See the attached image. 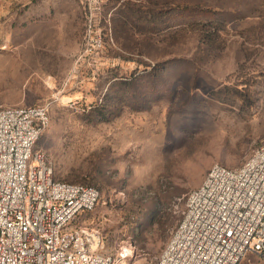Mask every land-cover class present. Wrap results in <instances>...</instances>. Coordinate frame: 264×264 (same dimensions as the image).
Returning a JSON list of instances; mask_svg holds the SVG:
<instances>
[{
  "label": "rangeland",
  "instance_id": "1",
  "mask_svg": "<svg viewBox=\"0 0 264 264\" xmlns=\"http://www.w3.org/2000/svg\"><path fill=\"white\" fill-rule=\"evenodd\" d=\"M45 102L35 148L100 190L73 225L152 263L212 164L264 140V0H0V107Z\"/></svg>",
  "mask_w": 264,
  "mask_h": 264
},
{
  "label": "built area",
  "instance_id": "2",
  "mask_svg": "<svg viewBox=\"0 0 264 264\" xmlns=\"http://www.w3.org/2000/svg\"><path fill=\"white\" fill-rule=\"evenodd\" d=\"M50 103L0 107V264H129L132 244L110 254L97 228L73 225L99 188L56 178L35 148ZM149 264H264V140L239 166L212 164Z\"/></svg>",
  "mask_w": 264,
  "mask_h": 264
},
{
  "label": "trees",
  "instance_id": "3",
  "mask_svg": "<svg viewBox=\"0 0 264 264\" xmlns=\"http://www.w3.org/2000/svg\"><path fill=\"white\" fill-rule=\"evenodd\" d=\"M140 9V8H139ZM146 17V16H145ZM158 19L160 20V23H161V28H163L162 26H163V24H165V22L163 21V20H161V15L159 14V16H158ZM160 30H162V29H159V31ZM212 34V32L210 33V35ZM77 183H80V182H77ZM85 184H87V183H85ZM90 185H92V184H90ZM99 199H100V197H99ZM91 211V210H90ZM88 212L89 211H85V212H83V214H84V217L85 216H87V214H88ZM103 240H104V237H103Z\"/></svg>",
  "mask_w": 264,
  "mask_h": 264
}]
</instances>
